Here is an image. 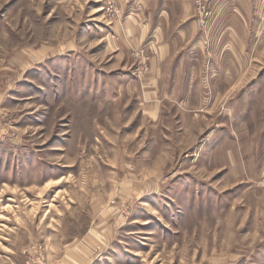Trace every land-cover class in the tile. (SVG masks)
Returning <instances> with one entry per match:
<instances>
[{"label":"rangeland","instance_id":"obj_1","mask_svg":"<svg viewBox=\"0 0 264 264\" xmlns=\"http://www.w3.org/2000/svg\"><path fill=\"white\" fill-rule=\"evenodd\" d=\"M120 1L0 0V264H264V0H187L155 113Z\"/></svg>","mask_w":264,"mask_h":264},{"label":"crops","instance_id":"obj_2","mask_svg":"<svg viewBox=\"0 0 264 264\" xmlns=\"http://www.w3.org/2000/svg\"><path fill=\"white\" fill-rule=\"evenodd\" d=\"M233 1L234 3L237 1L236 4L242 6V3L246 0ZM120 3L126 12V15L123 16L125 23H123V29H121L123 30V34L128 41L127 45H136L135 43H137L141 38H145L147 40L150 38L161 39V44L157 47V49H155L154 45H152V41L151 43L149 41L146 42V48L144 47L146 52H148L150 49H155L158 53V57L154 58L153 62H150L151 64L149 65V72L147 77L144 79L146 86L149 88V90H146V97L148 100H152V112L155 113L158 105L154 103L157 102L159 104L161 100H164L167 97L165 93L162 94L159 92L158 86L163 84L162 82L164 77L159 71L160 67L166 60L167 56L171 58L170 56L172 54L178 52V47L181 44H183L181 49L185 47L188 49L187 52L191 54L194 53V46H200L202 44L200 41H196L193 44L194 39L197 38V25L193 19V16H191V9L187 0H173V8H168L169 4L166 5L163 1L161 7L156 9L157 11L153 10L151 7L152 4L149 2V0H145V3L141 2L142 4L140 8L138 7V0H121ZM129 8H131V10L127 11ZM227 9L228 8H226L225 12L223 13L224 16H230V18H227L229 23H227V25H225V27L222 29L220 36L227 35L229 37L232 36L240 39L242 34L240 29L236 26L235 21L237 22V25L243 22L248 23L250 16H246V14H243V12L240 11L238 15L236 14V16H234V12L238 11V8H234V12L228 11ZM259 36L260 32H256L254 37H257L256 40L258 41V51L260 53L262 41L259 39ZM190 40H192V42H190ZM252 46L253 45H251V47ZM234 47V45L230 46L229 43H225L219 50L217 48L216 51L220 53V60L216 58L214 62H219L218 66H221L220 63H222L227 67L233 61V58L230 57V54L239 52L238 49ZM241 49H243V45ZM241 52H243V50H241ZM240 60L237 58L238 62ZM212 65L211 67H213ZM176 69L178 70L179 67H176ZM211 77H213V71ZM212 81L213 79H211V82Z\"/></svg>","mask_w":264,"mask_h":264}]
</instances>
